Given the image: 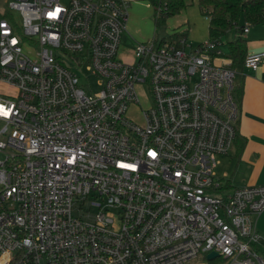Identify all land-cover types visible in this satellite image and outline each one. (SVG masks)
I'll return each instance as SVG.
<instances>
[{"label": "built area", "instance_id": "built-area-1", "mask_svg": "<svg viewBox=\"0 0 264 264\" xmlns=\"http://www.w3.org/2000/svg\"><path fill=\"white\" fill-rule=\"evenodd\" d=\"M128 19L127 0H0V264H264V186L224 195L215 173L241 116L221 38L126 64Z\"/></svg>", "mask_w": 264, "mask_h": 264}, {"label": "crops", "instance_id": "crops-1", "mask_svg": "<svg viewBox=\"0 0 264 264\" xmlns=\"http://www.w3.org/2000/svg\"><path fill=\"white\" fill-rule=\"evenodd\" d=\"M127 1L130 6H134L135 10L138 11L137 24L135 22V25L138 27L135 29L133 28L137 46L138 43L147 42L154 38V34L152 35L151 32L139 28L140 23L144 24L145 21V25H147L148 23L146 22L149 21L148 17L150 15L148 12L145 11V13H143L144 4L147 3L151 7L153 13L154 10L148 0ZM190 1H197L199 5V0ZM207 21L209 30L210 23L208 18ZM133 25L134 23L132 27ZM128 28L129 26L127 24V30ZM184 32L186 34L185 38H190L189 28ZM236 37L235 35V37L231 38L228 42L229 55L224 59H231L229 43L234 41ZM242 38L246 42L245 57L250 53L264 52L263 24L253 25L247 34L242 35ZM209 39H211L210 36ZM224 63L222 59L216 61L217 65H222ZM239 69L241 70L238 71L236 76L234 93L241 106V116L237 125L235 147L230 154L225 155L227 157L219 160V166L222 165V167L224 166L226 169L225 174L222 173L223 175L219 176L215 171L216 176L223 180L224 195H228L235 189L264 186V60L257 71H251L244 67ZM261 235L263 236L262 233Z\"/></svg>", "mask_w": 264, "mask_h": 264}, {"label": "rangeland", "instance_id": "rangeland-1", "mask_svg": "<svg viewBox=\"0 0 264 264\" xmlns=\"http://www.w3.org/2000/svg\"><path fill=\"white\" fill-rule=\"evenodd\" d=\"M63 4H67L69 0H61ZM143 13L148 12L150 15L149 21L147 25L140 23V29L145 30L147 32H151V34H154V38L157 40L166 39L168 41H175L179 42L180 40L184 39L186 37L185 30L189 28V34H190V43H193L194 46H197L201 42H206L209 40V33H208V21L207 17L203 16L200 7L197 3V1H190L186 7L185 10H183L178 15L171 17L167 20L165 25H162L161 28H156L155 25V19L153 15V11L151 7L145 3L144 4ZM131 8V9H130ZM130 10V17L128 19V30L126 33L122 35V40L120 43V48L118 52L119 58L126 64H132L135 62L134 57V51L136 48V41L134 38V30L137 25H135V22L137 24V14L138 11L135 10L134 6L129 5ZM140 22V21H139ZM134 23L133 27L132 24ZM241 25H245L244 20H241ZM236 33L234 31H231L227 33L225 37L221 40V45L218 47V50H220L223 54V57H227L229 55V47L228 42L231 40V38L235 37ZM153 37V36H152ZM153 39V38H152ZM151 39V40H152ZM179 46L184 48L183 45L179 43ZM187 51H191L192 48L187 47ZM78 76L80 77L81 83L85 84L86 88L88 90H91L94 94H98L101 91V87L99 86V82L101 81L99 76L94 75L93 73L87 71L85 66L82 69V72H77ZM137 94L141 101V108L146 110L150 106V100H149V92L147 87L144 86H138L137 88ZM141 108L138 105H135L130 108L128 112V117L135 121V123L143 124V119L141 117ZM227 156L224 157H218V160H222ZM220 165V163H219ZM217 166L215 169L216 173L218 175H223L226 172L225 167L222 165ZM224 168V169H223ZM223 173V174H222ZM74 212L77 210V205L74 204ZM258 229L263 234L264 239V215L258 219ZM216 264H224L221 260L217 261Z\"/></svg>", "mask_w": 264, "mask_h": 264}, {"label": "trees", "instance_id": "trees-1", "mask_svg": "<svg viewBox=\"0 0 264 264\" xmlns=\"http://www.w3.org/2000/svg\"><path fill=\"white\" fill-rule=\"evenodd\" d=\"M154 10L156 28H161L167 20L186 9L190 0H148ZM203 16L209 19V36L211 38L225 37L234 31L236 39L229 43L232 68L241 70L245 62L246 42L242 38L245 24H262L264 21V0H199ZM241 65V66H240ZM237 66V67H236ZM240 66V67H239Z\"/></svg>", "mask_w": 264, "mask_h": 264}, {"label": "snow or ice", "instance_id": "snow-or-ice-1", "mask_svg": "<svg viewBox=\"0 0 264 264\" xmlns=\"http://www.w3.org/2000/svg\"><path fill=\"white\" fill-rule=\"evenodd\" d=\"M8 113L3 109V106H0V115H7Z\"/></svg>", "mask_w": 264, "mask_h": 264}, {"label": "water", "instance_id": "water-1", "mask_svg": "<svg viewBox=\"0 0 264 264\" xmlns=\"http://www.w3.org/2000/svg\"><path fill=\"white\" fill-rule=\"evenodd\" d=\"M217 257H218V255L215 254V253H213V254H211V255L209 256V259H210V260H214V259L217 258Z\"/></svg>", "mask_w": 264, "mask_h": 264}]
</instances>
